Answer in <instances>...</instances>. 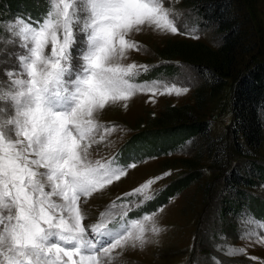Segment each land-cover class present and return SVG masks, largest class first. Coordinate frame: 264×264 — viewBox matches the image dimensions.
<instances>
[{"label":"snow or ice","instance_id":"snow-or-ice-1","mask_svg":"<svg viewBox=\"0 0 264 264\" xmlns=\"http://www.w3.org/2000/svg\"><path fill=\"white\" fill-rule=\"evenodd\" d=\"M47 3L40 20H17L9 29L26 51L17 68L5 70L6 86L0 81V264H110L116 249L143 246L146 233L160 229L149 228L156 213L129 217L132 208L123 201L111 206L119 211L85 224L89 198L136 167L89 158V150L104 140L97 139L96 114L137 92L187 91L175 84L137 83L148 66L119 62L129 50H140L128 39L131 33L147 26L175 35L179 28L164 0ZM155 182L127 195L147 202L154 197L146 190Z\"/></svg>","mask_w":264,"mask_h":264},{"label":"rangeland","instance_id":"rangeland-1","mask_svg":"<svg viewBox=\"0 0 264 264\" xmlns=\"http://www.w3.org/2000/svg\"><path fill=\"white\" fill-rule=\"evenodd\" d=\"M239 3L242 43L234 51L233 70L240 73L252 59L264 60V0ZM164 5L174 13L179 33L161 34L145 26L128 37L140 45V50H129L119 62L148 66L135 78L137 83L159 82L161 87L175 84L187 91L179 95L137 92L131 99L116 101L96 114L101 126L97 139L103 135L104 140L89 150V158H115L120 166L135 163L136 167L128 168L127 175L89 198L95 200L96 208L84 206L85 224L90 227L97 223L106 211H119L111 208L114 202L129 203L132 211L128 215L132 218L156 213L149 228L154 225L160 231L147 232L143 246L116 249L110 264H264V228L260 226L264 223V127L254 155L236 153L229 128L231 77L211 94L210 78L197 73L193 65L200 62L213 71L210 66L218 65L214 50L219 34L212 27L198 24L187 0H164ZM47 11V0H0V81L5 86L9 79L5 70L17 68L19 57L26 51L21 47L22 39L9 31L10 27L17 20L36 22ZM175 44L181 55L168 58V48ZM79 47L72 49L74 56ZM163 64L174 68L169 73L154 69ZM177 108L181 109L177 112ZM185 111L195 120L207 122V136L156 134L148 143L139 136L128 141L142 130L188 120ZM104 128L114 131L104 132ZM248 159L254 162L249 165ZM234 163L246 169L249 182L239 186L240 195H226L222 205L228 213L222 217L219 208L226 191L221 171ZM188 173L198 176L188 185L177 182ZM150 179L156 182L146 192L153 199L141 203L142 197L127 195ZM3 214L8 213L5 210ZM241 249L242 254H227Z\"/></svg>","mask_w":264,"mask_h":264},{"label":"trees","instance_id":"trees-1","mask_svg":"<svg viewBox=\"0 0 264 264\" xmlns=\"http://www.w3.org/2000/svg\"><path fill=\"white\" fill-rule=\"evenodd\" d=\"M191 5L192 11L197 17L198 24L201 27H212L219 34V45L214 53L218 56V65L209 66L194 63L196 72L199 74H207L210 78L209 92H213L224 85V81L228 78L230 81V135L232 148L238 154L254 155L261 143V133L264 125V60L252 59L248 66L242 71L233 70L234 67V51L241 45L240 37V21L237 11L240 9L239 0H187ZM244 1V5H245ZM174 45V44H171ZM175 47V48H174ZM179 47V46H178ZM177 44L168 48L167 57L181 55L177 53ZM215 65V64H214ZM171 64H163L154 69L169 73L173 70ZM209 68V69H208ZM203 74V75H204ZM175 109V108H172ZM181 108H177L178 110ZM190 115V116H189ZM185 118L188 120L177 121L173 125L161 129H150L140 131L132 135L128 140L133 142L135 136L141 137L145 143H148L151 138H155L156 134L161 136H207V122L195 120L189 112H184ZM129 145V144H128ZM132 146V144H130ZM140 145V144H139ZM254 160V159H253ZM254 161L247 160V164ZM220 169H223L221 164ZM241 170L243 172H241ZM246 169L238 167L237 164H232L229 169L221 171L222 185L226 191L225 197L222 198L220 204L219 216H226L228 211L225 205H222L226 199V195L235 196L242 192L239 186L248 184L246 179ZM183 176L177 179L180 184L188 185L190 181L196 179L198 175ZM239 201V199L237 200Z\"/></svg>","mask_w":264,"mask_h":264},{"label":"bare ground","instance_id":"bare-ground-1","mask_svg":"<svg viewBox=\"0 0 264 264\" xmlns=\"http://www.w3.org/2000/svg\"><path fill=\"white\" fill-rule=\"evenodd\" d=\"M90 199H91V198H90ZM94 201H95V200H92V201L89 200V202L86 204V206H87V207L90 206V207H92V208H96L95 205H94ZM92 208H91V209H92Z\"/></svg>","mask_w":264,"mask_h":264}]
</instances>
